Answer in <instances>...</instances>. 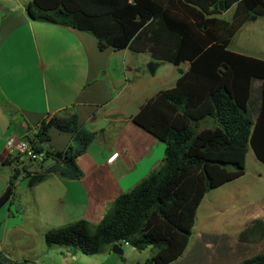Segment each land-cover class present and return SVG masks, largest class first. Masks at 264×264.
Listing matches in <instances>:
<instances>
[{"label":"trees","instance_id":"1","mask_svg":"<svg viewBox=\"0 0 264 264\" xmlns=\"http://www.w3.org/2000/svg\"><path fill=\"white\" fill-rule=\"evenodd\" d=\"M233 10L231 20L223 18ZM26 11L34 22L93 35L101 52L149 54L180 74L173 89L160 92L134 118L165 144L161 169L119 197L98 226L82 220L49 230L47 247L96 256L128 243L140 252L152 249L145 264L176 262L190 244L205 197L246 175L250 150L264 166V60L230 50L254 17H264V0H33ZM209 122L213 126L204 127ZM52 131L74 137L61 160L45 148ZM29 139L52 161L30 176L34 187L52 174L81 179L77 161L96 134L82 129L75 114L45 121ZM19 176L12 173L0 211L16 198ZM0 264L32 263L13 261L0 250ZM240 264H264V251Z\"/></svg>","mask_w":264,"mask_h":264},{"label":"crops","instance_id":"2","mask_svg":"<svg viewBox=\"0 0 264 264\" xmlns=\"http://www.w3.org/2000/svg\"><path fill=\"white\" fill-rule=\"evenodd\" d=\"M32 1L0 0V197L11 180L4 167L8 135L32 137L50 114L59 118L77 114L80 127L96 134L77 161L81 179L52 174L34 187L29 185L30 200L23 202L28 210L15 209V198L6 212L7 207L0 211L9 223L4 231L0 224L3 255L16 262L39 264L41 254H62L47 247L45 234L49 230L82 220L98 226L119 197L161 169L165 144L138 127L134 118L160 92L173 89L180 74L177 67L155 62L149 54L101 52L91 34L34 22L26 11ZM181 68L188 71L190 63ZM254 87L256 100L261 82ZM209 124L212 127L214 123ZM62 135L55 136L54 148L46 149L66 152L74 137ZM51 164L50 160L44 166ZM247 174L223 188L246 180ZM252 180V185L261 186L264 166ZM221 189L209 193L204 201ZM249 214V225L236 236L200 230L172 264H240L262 253L264 216L254 219L253 208ZM217 220L215 215L207 222ZM25 226H32V231H25ZM99 255L98 264H115L118 256L112 249Z\"/></svg>","mask_w":264,"mask_h":264},{"label":"rangeland","instance_id":"3","mask_svg":"<svg viewBox=\"0 0 264 264\" xmlns=\"http://www.w3.org/2000/svg\"><path fill=\"white\" fill-rule=\"evenodd\" d=\"M233 13L234 10L226 13L223 18L231 20ZM230 50L238 54L264 60V17H254L235 37L230 46ZM249 110L251 114H254V108L251 104ZM209 126H211V124L206 127ZM60 135L62 134L52 131L50 133V143L46 145L45 148H54L55 136ZM62 136L71 138L72 135L65 134ZM4 167L7 172V177H11L13 172L10 166L5 164ZM261 168H263V165L258 162L253 151L250 150L246 166L248 178L236 185L223 188L220 191L213 193V195H210V197L202 203L197 214V223L193 230L194 237H196L202 229L229 232L236 236L239 232L244 230L247 225H249V220L251 219L249 213L252 208L256 215L254 216V219H256L257 216H264V181H262L261 186L252 185L255 180H252V178L257 177L258 173L261 172ZM30 179L31 177L25 172H22L19 176L14 206V208L19 211L22 208L26 210L29 209V207L23 206V204L30 200ZM250 205H252L251 208H249ZM7 210L8 207L4 209V212ZM215 215H218L219 220L214 223H208L207 219L214 217ZM1 216L0 213L1 229L4 231L9 223L6 224L4 218ZM24 230L32 231V226H25ZM24 241L26 242V239H24ZM31 243H33V241H31ZM54 248L59 252L61 251L62 254H59L56 257H49L46 256L47 254H41L38 257L39 264H98L102 259L101 255L86 256L81 252L78 253L77 250L64 247ZM37 251L38 249L36 248L35 252ZM33 252L34 251H32V253ZM153 253L152 249L140 252L130 245L124 246V254L115 257V264H145L152 258ZM75 254H78L77 257Z\"/></svg>","mask_w":264,"mask_h":264},{"label":"built area","instance_id":"4","mask_svg":"<svg viewBox=\"0 0 264 264\" xmlns=\"http://www.w3.org/2000/svg\"><path fill=\"white\" fill-rule=\"evenodd\" d=\"M54 117L55 114H50L46 122H50ZM32 137H21L16 134L6 137L4 163L10 166L12 172H20V174L25 172L28 176H33L45 165L46 155L35 150L29 139ZM124 246L129 244L124 243Z\"/></svg>","mask_w":264,"mask_h":264},{"label":"water","instance_id":"5","mask_svg":"<svg viewBox=\"0 0 264 264\" xmlns=\"http://www.w3.org/2000/svg\"><path fill=\"white\" fill-rule=\"evenodd\" d=\"M56 159L61 160L62 159V154L61 153H57L55 154ZM112 252L115 255L121 256L123 255V246L120 245H115L112 249Z\"/></svg>","mask_w":264,"mask_h":264}]
</instances>
